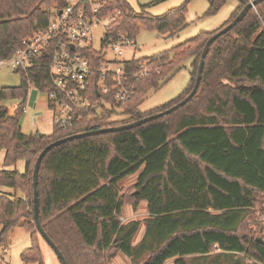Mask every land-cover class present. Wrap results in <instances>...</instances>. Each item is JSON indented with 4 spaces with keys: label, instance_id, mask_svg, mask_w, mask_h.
<instances>
[{
    "label": "trees",
    "instance_id": "1",
    "mask_svg": "<svg viewBox=\"0 0 264 264\" xmlns=\"http://www.w3.org/2000/svg\"><path fill=\"white\" fill-rule=\"evenodd\" d=\"M107 11L121 12L108 25L105 40L120 34L135 38L139 24L162 33L186 25V4L154 16L126 0H107ZM216 12L226 0H210ZM220 28L150 57L149 74L133 83L135 94L111 108L83 111L80 124L53 127L51 134L24 132L30 83L51 88L47 70L20 73L21 83L0 90V246L12 228L25 227L31 245L21 252L26 263L45 264L34 217L33 171L50 143L76 133L133 122L167 109L192 90L207 39L231 22L249 0H239ZM65 0H0V58L10 57L21 40L43 28L51 7ZM96 67L103 55L90 49ZM192 59L188 87L164 106L142 110L151 89H159ZM94 95H96L94 93ZM8 99L20 102L7 106ZM92 115L91 117L89 115ZM124 114V118H120ZM25 161L24 170L17 164ZM137 174L131 193L134 208L147 203L143 221L123 222V179ZM39 214L46 232L69 264H108L119 252L130 264H264L263 234L249 223L264 212V0L211 46L196 94L183 106L146 123L120 131L88 135L53 147L39 171ZM145 231L135 243L141 225ZM1 264V263H0Z\"/></svg>",
    "mask_w": 264,
    "mask_h": 264
},
{
    "label": "built area",
    "instance_id": "2",
    "mask_svg": "<svg viewBox=\"0 0 264 264\" xmlns=\"http://www.w3.org/2000/svg\"><path fill=\"white\" fill-rule=\"evenodd\" d=\"M107 2L65 0L64 6L54 4L47 25L23 38L10 57L0 58V68L9 66L20 73L36 67L47 70L51 88L44 92L38 89L46 94L53 127H74L83 122V111L98 110L102 105L111 108L109 94L113 95L115 109L121 112L118 103L135 94L133 82L149 74L147 61H142L137 71L136 67H130L136 60L135 38L123 34L108 40L104 37L101 49L94 47L93 27L103 23V18L111 23L121 12L119 9L107 11ZM92 48L103 55L96 67L95 58L89 53ZM127 50L132 51V56L124 58ZM108 51L114 56H109ZM31 85L37 86L35 82ZM24 112H28L26 105ZM30 120L33 126L37 125L35 115L31 114Z\"/></svg>",
    "mask_w": 264,
    "mask_h": 264
},
{
    "label": "rangeland",
    "instance_id": "3",
    "mask_svg": "<svg viewBox=\"0 0 264 264\" xmlns=\"http://www.w3.org/2000/svg\"><path fill=\"white\" fill-rule=\"evenodd\" d=\"M138 12L146 9L154 16H160L170 9L186 4L185 20L186 25L175 33H162L157 29H150L143 24H139V31L136 34V58L150 57L165 50H171L176 45L182 44L197 34L208 31H213L220 28L228 21L232 13L239 5V0H226V2L216 11L209 12L211 7L210 0H126ZM110 24L108 18H103V23H99L93 27L92 34L94 37V47L101 49L102 40L105 36V25ZM109 56H114L108 51ZM132 56V51L127 50L124 53V58ZM192 59L188 58L184 61L183 66L174 74V76L159 89H151L140 105L142 110H149L164 106L177 96H179L187 87L191 80ZM21 83V75L9 66L0 68V90L5 86H16ZM20 101L18 99H8L5 101L7 106H13ZM28 112H23L20 121L24 132L30 133L32 130L51 134L53 124L51 115L47 109L46 94L42 93L37 86L31 85L29 95L27 97ZM118 112H120L118 110ZM31 114L35 115L37 125L33 126L30 120ZM124 118L125 115H120ZM3 152L0 154V168L3 167ZM24 161L20 160L17 164L19 170L23 169ZM137 174L131 175L123 179L120 183L121 193L125 195V203L122 209L121 219L123 222L131 220L143 221L148 217L147 203L140 202L137 208L132 204L133 199L131 193L135 190ZM12 189L8 186L0 184V192L12 193ZM257 215L249 225L253 227L254 234L259 236L263 234L262 227L264 225V212L262 207H257ZM145 226L142 224L139 233L135 237V243L138 242L143 233ZM2 226L0 225V233ZM39 242L43 252L45 264H61L60 260L51 247V245L42 237H39ZM31 245V233L21 226L14 227L10 230L6 243L0 246V263L1 264H26L21 259V252ZM130 259L127 255L119 252L108 264H130ZM174 259H170L166 264H173ZM34 264V263H33Z\"/></svg>",
    "mask_w": 264,
    "mask_h": 264
},
{
    "label": "water",
    "instance_id": "4",
    "mask_svg": "<svg viewBox=\"0 0 264 264\" xmlns=\"http://www.w3.org/2000/svg\"><path fill=\"white\" fill-rule=\"evenodd\" d=\"M263 0H253L252 2H248L243 8L242 10L238 13V15L228 24H226L225 26H223L221 29H219L218 31H216L215 33H213L206 41L203 50H202V54H201V58H200V62H199V66H198V71H197V75H196V79H195V83L194 86L191 90V92L181 101H179L178 103L168 107L167 109L157 112V113H153L151 115H148L146 117L137 119L133 122L130 123H125V124H121V125H116V126H107V127H102V128H98V129H93V130H89V131H84V132H80V133H76L73 135H69L67 137L61 138L57 141H54L52 143H50L49 145H47L39 154L38 159L35 163V167H34V171H33V186H34V217H35V222L37 224V228L41 234V236L51 245V247L54 249V251L56 252L60 263L61 264H69L68 260L66 259L65 255L63 254V252L60 250V248L58 247V245L54 242V240L50 237V235L46 232L45 228L43 227V224L40 220V214H39V202H40V198H39V188H38V183H39V171H40V167L42 164V161L44 159V157L46 156V154L55 146L60 145L64 142H67L69 140H73L76 138H80V137H84V136H88V135H94V134H101V133H107V132H115V131H120V130H125V129H130L139 125H142L144 123H146L147 121H150L152 119H156L160 116H163L165 114H169L171 112H173L174 110L178 109L179 107L183 106L185 103H187L198 91L200 82L202 80V75H203V70H204V65H205V60L206 57L209 53V50L212 46V44L223 34L227 33L230 29H232L239 21H241L245 15L247 14V12L249 11V9L257 6L259 3H261ZM44 133L40 132L39 135L42 136Z\"/></svg>",
    "mask_w": 264,
    "mask_h": 264
},
{
    "label": "crops",
    "instance_id": "5",
    "mask_svg": "<svg viewBox=\"0 0 264 264\" xmlns=\"http://www.w3.org/2000/svg\"><path fill=\"white\" fill-rule=\"evenodd\" d=\"M28 95H29V93H28ZM26 106H27V103H26ZM3 153H4V152H3ZM4 156H5V154H3V160H4ZM22 161H24V160H22ZM24 166H25V161H24L23 169H21V171L24 170ZM144 231H145V229L143 228L142 236H143V234H144ZM28 264H33V263H28Z\"/></svg>",
    "mask_w": 264,
    "mask_h": 264
}]
</instances>
